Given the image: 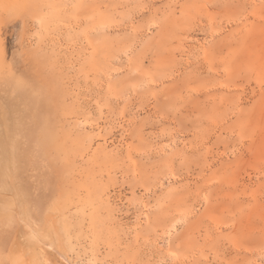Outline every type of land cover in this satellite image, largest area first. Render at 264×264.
<instances>
[{"label":"rangeland","instance_id":"374dc122","mask_svg":"<svg viewBox=\"0 0 264 264\" xmlns=\"http://www.w3.org/2000/svg\"><path fill=\"white\" fill-rule=\"evenodd\" d=\"M0 100V264H264V0H0Z\"/></svg>","mask_w":264,"mask_h":264},{"label":"bare ground","instance_id":"6f19581e","mask_svg":"<svg viewBox=\"0 0 264 264\" xmlns=\"http://www.w3.org/2000/svg\"><path fill=\"white\" fill-rule=\"evenodd\" d=\"M1 97H3V96H1ZM3 100H4V99H3ZM5 100H6V99H5ZM5 100H4V101H5ZM0 101H1V100H0ZM6 102H7V101H6ZM1 103H2V101H1ZM2 109H5V110H6V108H3V107H2ZM0 112H1V110H0ZM4 112H6V111H4ZM0 114H1V116L3 115L2 112H1ZM5 114H6V113H5ZM5 114H4V115H5ZM12 115H13V114H12ZM9 116H10V115H9ZM11 117H12V116H11ZM0 118H1V117H0ZM3 118H4V119H3ZM2 119H3V121H4V120H5V117H2ZM7 119H8V118H7ZM9 120H10V119H9ZM13 120H14V118H13ZM0 121H2V120H0ZM14 121H15V120H14ZM6 122H7V120H6ZM8 122H9V121H8ZM8 122H7V123H8ZM1 123H2V126L6 124L5 121H4V122H1ZM1 123H0V124H1ZM3 123H5V124H3ZM8 124H9V123H8ZM8 124L5 125V127H8ZM10 125H11V124H10ZM3 127H4V126H3ZM3 127H2V128H3ZM0 128H1V126H0ZM13 129H14V128H13ZM11 131H12V130H11ZM11 131H9V132H11ZM7 132H8V131H7ZM0 133H1V132H0ZM12 134H13V133H12ZM10 135H11V133H10ZM0 136H1V134H0ZM7 136H8V135H7ZM1 138H2V140L0 139V144L3 143V145H1L0 147H2L1 149H4L3 146H4V141H5V140H3V136H1ZM9 138H10V136H9ZM8 140H9V139H8ZM11 140H13V138H12ZM2 141H3V142H2ZM11 144H12V143H11ZM12 145H13V144H12ZM7 146H8V144H7ZM1 149H0V150H1ZM9 149H10V148H9ZM11 149H12V148H11ZM4 151H5V150H4ZM12 151H13V150H12ZM12 151H10V152H12ZM6 152H8V151H6ZM6 152H5V153H6ZM8 154H12V153H9V152H8ZM8 154H7V153L5 154V155H7V158H8ZM2 155H3V150L0 151V166H1V162H2V161H1V157H2ZM9 156H10V155H9ZM11 157L13 158V156H11ZM11 157H10V158H11ZM3 158H4V156H3ZM7 158H6V156H5V159H6V160H7ZM2 160H3V159H2ZM9 160H11V159H8L7 162H9ZM12 160H13V159H12ZM13 161H14V160H13ZM10 162H11V161H10ZM10 162H9V164H10ZM5 163H6V162H5ZM11 164H13V162H12ZM11 164H10V165H11ZM10 165H9V166H10ZM5 166L7 167V164H6ZM12 166H13V165H12ZM6 167H5V169L8 168V167H7V168H6ZM11 168H12V167H11ZM0 169H2L3 172H4V170H5V169L2 168V166H1ZM8 169H10V168H8ZM8 169H7V171H5V172H9ZM0 171H1V170H0ZM11 171H12V170H10V172H11ZM1 172H2V171H1ZM1 172H0V173H1ZM1 174H2V173H1ZM1 174H0V175H1ZM6 174H7V173H6ZM6 174H5V176H6ZM9 176H10V175H9ZM3 177H4V176H3ZM10 178H11V177H10ZM5 179H6V178H5ZM2 182H3V181H2ZM1 184H3V183H1ZM1 184H0V186H1ZM2 186H3V187H2ZM2 186H1L0 189H1V191L3 192V191H5V190H2V188H4V185H2ZM7 187H8V186H7ZM14 187H15V186H14ZM5 188H6V187H5ZM9 188H10V186H9ZM12 188H13V187H12ZM10 190H11V189H10ZM10 190H9V191H10ZM12 190H13V189H12ZM9 191H7V192H9ZM2 192H1V193H2ZM4 193H5V192H4ZM4 193H3V194H4ZM12 193H16V192H14V190H13ZM18 193H19V192H18ZM6 194H7V193H6ZM10 195H11V194H10ZM0 196H4V195H1V194H0ZM14 196H15V195H14ZM14 196H13V197H14ZM7 197H8V196H7ZM21 198H22V197H21ZM6 199H7V198H6ZM6 199H5V200H6ZM3 201H4V200H3ZM13 201H14V200H13ZM15 201H16V200H15ZM4 202H5V201H4ZM0 203H1V202H0ZM6 203H7V202H6ZM8 203H10V201H9ZM14 203H15V202H14ZM2 205H5V203L2 204ZM2 205L0 204V206H1L2 208H4ZM24 205H25V204H24ZM21 206H22V204H21ZM21 206H20V207H21ZM18 207H19V206H18ZM3 210H4V209H3ZM8 210H9V209H8ZM14 210H15V209H14ZM24 210H25V209H24ZM24 210H23V212H24ZM0 211H2V210L0 209ZM6 211H7V209H6ZM16 211H17V210H16ZM21 211H22V210H21ZM19 212H20V211H19ZM6 213H7V212H6ZM6 213H5V214H6ZM9 213H11V214H10L11 217H8L9 215H8L7 217L10 219V218H12V212H9ZM17 214H18V213H17ZM25 214H26V213H25ZM3 215H4V214H3ZM6 215H7V214H6ZM27 215H28V214H26V216H24V218L27 217ZM7 217H5V219H6ZM0 218H1V217H0ZM3 218H4V217H3ZM24 218H23V219H24ZM21 219H22V218H21ZM1 220H2V219H1ZM10 220H11V219H10ZM10 220H9V221H10ZM15 220H16V219H15ZM19 220H20V219H19ZM29 220H30V219H29ZM17 221H18V220H17ZM17 221H16V222H17ZM6 222H7V221H6ZM25 222H28V224L26 223L25 225H26V226H27V225L29 226V221H28V220H25ZM30 222H31V220H30ZM23 223H24V220L22 221V224H23ZM10 225H11V224H10ZM31 225H32V224H31ZM16 226H17V225H16ZM19 226H20V225H19ZM23 226H24V225H23ZM26 226H24V227H26ZM30 227L33 229L32 226H30ZM36 228H37V227H36ZM48 228H49V227H48ZM34 229H35V228H34ZM39 229H40V228H39ZM49 229L52 230L51 228H49ZM16 230H17V229H16ZM25 230H26V229H25ZM28 230H29V228H28ZM37 230H38V229H37ZM37 230H36V231H37ZM21 231H22V230H21ZM30 231H31V230H29V231H27V232H28L29 234H31V232H32L33 230H32L31 232H30ZM36 231H35L34 233H36ZM46 231H47V230H46ZM44 232H45V231H44ZM50 232H51V231H50ZM34 233H32V234H34ZM47 233H48V232H47ZM47 233H46V234H47ZM23 234H24V233H23ZM29 234H28V235H29ZM32 234H31V236H30L31 238L33 237ZM36 234H38V233H36ZM43 234H44V233H43ZM44 235H45V234H44ZM50 236H52V235L50 234ZM60 236H61V235H60ZM19 237H20V236H19ZM52 237H53V236H52ZM62 237H63V236H62ZM35 238H36V237H35ZM48 238H49V237H48ZM37 239H38V238H37ZM52 239H53V238H52ZM60 239H61V238H60ZM14 240H15V239H14ZM21 240H22V239H21ZM50 240H51V239H50ZM62 240H63V238H62ZM51 241H52V240H51ZM57 241H58V240H57ZM25 242H27V239L25 240ZM25 242H23V243L25 244ZM28 242H29V241H28ZM33 242H34V241H33ZM53 242H54V241H53ZM61 242H62V241H61ZM19 243H20V242H19ZM37 243H38V242H37ZM20 245H21V244H20ZM44 245H45V243H44ZM47 245H48V244H47ZM49 245H51V244H49ZM49 245H48V247H49ZM55 245H56V244H55ZM57 245H59V244L57 243ZM62 245H63V244H62ZM13 246H14V245H13ZM26 246H27V245H26ZM26 246H24V247H26ZM33 246H34V245H33ZM64 246H65V245H64ZM8 247H9V246H8ZM14 247H15V246H14ZM27 247H28V246H27ZM27 247H26V248H27ZM48 247H47V248H48ZM60 247H61V246H57V247H55V246L53 245V247H51V248L49 247V249L58 248V249H56V250L60 251V249H61ZM26 248H25V249H26ZM42 248H43V247H42ZM7 249H8V248H7ZM14 249H15V248H14ZM17 249H18V248H17ZM29 249H30V248H29ZM9 250H10V249H9ZM33 250H34V249H33ZM36 250H37V249H36ZM53 250H54V249H53ZM15 251H16V250H15ZM15 251H14V252H15ZM38 251H39V250H38ZM61 251H62V250H61ZM22 252H23V251H22ZM35 252H37V251H35ZM51 252H52V250H51ZM17 253H18V251H17ZM47 253H48V252H47ZM58 253H59V252H58ZM58 253H57V255H59ZM62 253H63V251H62ZM7 254H8V253H7ZM11 254H12L13 259H12V258H10V259H11L12 261L14 260V257H19V256L16 255V253H11ZM32 254H33V253H32ZM37 254H38V253H37ZM20 255H21V254H20ZM22 255H23V254H22ZM61 255H63V254H61ZM38 256H39V254H38ZM38 256H37V257H38ZM52 256H53V255H52ZM52 256H51V257H52ZM64 256H66V255H64ZM21 257H23V256H21ZM21 257H20V258H21ZM48 257H49V256H48ZM53 257H54V256H53ZM67 257H69V256H67ZM8 258H9V257H8ZM29 258H31V257H29ZM31 259H32V258H31ZM47 259H48V258H47ZM62 259H63V258H62ZM68 260H70V257H69ZM55 261H56V260H55ZM70 261H71V260H70ZM18 262H19V261H18ZM34 262H36V261H34ZM46 262H47V261H46ZM65 262H66V261H65ZM73 262H74V261H73ZM11 263H12V262H11ZM11 263H10V264H11ZM16 263H17V262H16ZM16 263H15V264H16ZM21 263H22V262H21ZM36 263H37V262H36ZM50 263H52V262L50 261ZM58 263H59V262H58ZM13 264H14V263H13ZM17 264H18V263H17ZM72 264H73V263H72Z\"/></svg>","mask_w":264,"mask_h":264}]
</instances>
